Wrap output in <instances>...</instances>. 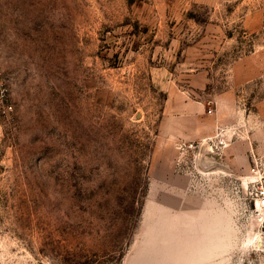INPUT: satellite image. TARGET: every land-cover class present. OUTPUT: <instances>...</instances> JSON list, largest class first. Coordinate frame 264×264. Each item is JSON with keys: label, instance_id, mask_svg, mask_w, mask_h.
I'll return each mask as SVG.
<instances>
[{"label": "rangeland", "instance_id": "obj_1", "mask_svg": "<svg viewBox=\"0 0 264 264\" xmlns=\"http://www.w3.org/2000/svg\"><path fill=\"white\" fill-rule=\"evenodd\" d=\"M0 84V264H264V0H0Z\"/></svg>", "mask_w": 264, "mask_h": 264}, {"label": "crops", "instance_id": "obj_2", "mask_svg": "<svg viewBox=\"0 0 264 264\" xmlns=\"http://www.w3.org/2000/svg\"><path fill=\"white\" fill-rule=\"evenodd\" d=\"M172 103H173V99H170V101L167 102L166 107H171ZM177 105L181 106L183 108V110L185 111L187 116H194L192 114L198 113L199 111L202 110V108H204L203 102H200V101H187V100L180 99L177 102ZM173 121L174 120H172V121L170 120V125H169L170 131H171L170 132V135H171L170 138L172 140L187 143L190 141L200 140V139H204V138L208 137V136L204 135L203 133L197 134V133L190 132L189 126L188 127L187 126L186 127H180L177 125V127H176V126H174V123H172ZM220 124H221V121H218L217 123H211L210 121L200 123L201 129L203 131H205L206 129L210 130L211 126H212V129H215Z\"/></svg>", "mask_w": 264, "mask_h": 264}, {"label": "built area", "instance_id": "obj_3", "mask_svg": "<svg viewBox=\"0 0 264 264\" xmlns=\"http://www.w3.org/2000/svg\"><path fill=\"white\" fill-rule=\"evenodd\" d=\"M1 85V84H0ZM1 89V88H0ZM5 92L3 89L0 91V113L9 114L12 111V106H5ZM256 163L255 168L251 169V177L249 178L250 184V200L253 204V211L256 217L261 219V226L264 228V166H258Z\"/></svg>", "mask_w": 264, "mask_h": 264}, {"label": "bare ground", "instance_id": "obj_4", "mask_svg": "<svg viewBox=\"0 0 264 264\" xmlns=\"http://www.w3.org/2000/svg\"><path fill=\"white\" fill-rule=\"evenodd\" d=\"M212 170L214 169H211V171L209 170V172H212ZM217 171H221V170H218L216 169ZM207 173V172H206ZM257 242H261V243H264V238H262V236H257L256 237V244H258Z\"/></svg>", "mask_w": 264, "mask_h": 264}]
</instances>
